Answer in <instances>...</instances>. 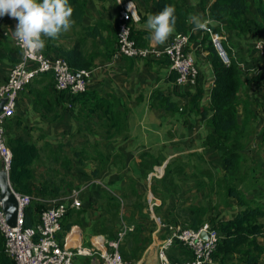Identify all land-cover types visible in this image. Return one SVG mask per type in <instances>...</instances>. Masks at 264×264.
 <instances>
[{"label": "crops", "instance_id": "crops-1", "mask_svg": "<svg viewBox=\"0 0 264 264\" xmlns=\"http://www.w3.org/2000/svg\"><path fill=\"white\" fill-rule=\"evenodd\" d=\"M77 1L72 4L76 23L58 39L46 38L43 51L62 56L63 50L79 44L86 55H95L99 69L92 77L91 88L104 95L114 93L121 98V109L128 118V127L110 140L107 128L98 124L97 118L94 122H85L77 104L71 103L66 94L59 93L55 84L48 82L52 76L46 74L35 81V90L27 89L20 93L17 114L13 118L20 124L15 125L11 135H22L40 149V158L33 165L36 176L33 200L41 199L47 208L53 198H67L77 191L82 205L73 208L71 215L65 217L61 236L66 233L65 226L74 223L72 227L78 226L80 235L77 238L80 237L82 244L91 245L92 238L100 235L108 245L116 239L124 224L130 228L119 246L124 258L136 264H161V246L174 228L190 227L192 207L203 210V224L214 219H231L246 207H240L237 199L229 197L219 186L226 164L218 149L207 145V137L214 131L209 125L213 111L204 116L202 110L211 101L215 80L208 51L200 45L202 33L192 31L197 41L192 40L189 50L200 69V80L196 87L179 88L167 57L134 60L116 57L114 52L107 59L103 54L110 43L114 45L112 50L117 51L115 35L119 6L115 0H80L84 10L80 20L75 17L79 12ZM125 1L132 16V35L137 44L166 47L173 35L160 45L150 39L151 33L146 28L147 17L160 12L157 0ZM199 1L186 0L191 7L189 25L193 14L208 16L212 1L209 0L207 9H203ZM222 24L216 22L213 25L223 28ZM16 25L17 22L9 19L0 20V37L16 44L13 36ZM96 29L97 35L94 34ZM259 36L252 33L239 36L234 32L225 35L228 45L231 41L241 42L239 48L229 47L240 63L247 61L248 64L242 63L245 79L262 73L261 60L251 48ZM11 67L7 61L0 62V78ZM197 88L201 89V97L194 102ZM262 95L255 82L243 85L238 121L246 158L243 172L249 177L251 169L258 168L255 177L262 180L264 186ZM164 99L178 106V111L162 105L161 100ZM245 102L249 105L248 111L244 110ZM254 103L258 106L254 107ZM249 111L251 113L248 114ZM82 129L95 140H84L82 146H74L73 138ZM97 135L103 137V141L98 140ZM82 149L86 150L88 158L79 164V159L73 154ZM145 151L156 159L143 155ZM122 153L123 159L117 157ZM66 156L71 159H65ZM106 156L117 158L105 159ZM70 161L72 166H69ZM50 179H56L61 191L42 195L41 183ZM249 190L245 192L246 200H255L264 207V188ZM258 241L264 244V235L259 236ZM185 250L170 246L167 255L171 261H181L190 255ZM75 264H99V258L80 256ZM214 264H264V250L258 262L246 263L239 255L228 254L224 260L217 258Z\"/></svg>", "mask_w": 264, "mask_h": 264}, {"label": "trees", "instance_id": "trees-1", "mask_svg": "<svg viewBox=\"0 0 264 264\" xmlns=\"http://www.w3.org/2000/svg\"><path fill=\"white\" fill-rule=\"evenodd\" d=\"M75 0H69V3L74 4ZM209 5L208 18L223 23L222 26L212 25L215 31L223 35L222 44L228 56L230 63H225L218 50L216 49L209 33H202L203 38L200 40L206 51H208V60L213 68L215 80L211 94V101L207 108L202 110L204 116L208 111H213V117L209 120V125L214 129L207 137V145L218 149L221 157L226 164V171L222 176L221 181L226 185L223 186L224 191L229 197L237 199V204L240 207H245L239 211L235 217L231 219H214L211 224L214 228L218 229L223 238L220 240L215 252L213 253L214 262L217 258L225 259L228 254H237L246 263L258 262L261 253L264 250V244L259 243L258 237L264 235V207L256 202L246 200V195L240 189L239 184L245 183L247 173L243 172V162L245 161L244 143L242 139V131L239 124L238 112L242 105L241 91L242 87L247 82H255L256 86L260 89L262 98L264 99V74L263 72L254 75L251 78H244L246 73L242 68L236 57L232 55V49L227 44L225 35L229 33H237L239 36L248 33L260 34L264 36V0H211ZM209 0H200L199 5L203 9H207ZM166 5L174 6L176 9V26L174 33H182L191 31L192 24L189 25L188 19L190 15V6L188 3L184 4L182 0H157L156 6L161 12ZM79 12L75 14L78 20L81 19L82 5L80 0L77 1ZM75 13V11H74ZM205 17V18H207ZM96 32V33H95ZM94 32L97 35L98 29ZM174 35V34H173ZM134 37V35H132ZM197 41L194 33L191 34L190 43ZM115 43L117 50V32L115 35ZM113 43L106 46L103 54L109 59L114 55L115 50ZM190 44L186 50H189ZM254 49V45L252 46ZM113 51V52H112ZM22 57V49L16 44H12L6 39L0 37V62L7 61L15 65ZM74 70L89 69L97 66L95 64V55H86L84 50L76 44L73 48L63 50V55ZM167 57V56H164ZM136 59L133 57H125ZM169 64L170 59L167 57ZM198 66V64H197ZM199 68V67H198ZM200 70V69H199ZM174 71V70H173ZM175 72V71H174ZM51 76V74H48ZM53 78V77H52ZM174 82L176 83L177 72H175ZM200 80V72L196 86ZM51 84L54 86V82ZM30 86V85H29ZM195 86V87H196ZM194 87V86H193ZM22 92V91H21ZM60 93V92H59ZM66 94V92H62ZM67 95V94H66ZM68 96V95H67ZM201 97V89L197 88V92L193 101H198ZM69 100L73 104H77L80 113L84 114L85 122H94L97 118L98 124L105 126L110 140H113L116 135L122 134L128 127V118L122 112V100L114 93L102 94L97 89L90 88L87 92L77 95H69ZM162 105L167 108L178 111V106L169 103L168 99L161 100ZM174 105V106H173ZM244 110L248 111L249 105L243 103ZM251 111L248 112V114ZM15 117V116H14ZM13 117V118H14ZM13 118L9 119L12 120ZM8 120V121H9ZM15 123V125H19ZM15 127V126H14ZM13 127V128H14ZM12 129H7L8 145L12 151V160L9 168V176L12 187L15 191L20 193L34 194V180L36 178L33 171V165L37 159L40 158V149L33 142L25 139L22 135H11ZM10 133V134H9ZM264 136V128L262 132ZM85 149L75 151L73 156L79 159V164H83V159L88 157L85 155ZM143 153V155H146ZM118 155V154H117ZM149 158L156 159L151 154L146 155ZM123 159L124 154L117 156ZM117 157H107L105 159H116ZM65 159H71L65 157ZM69 166H72L70 161ZM221 181L219 186H221ZM40 193L42 195L55 194L61 191L60 186L57 184L56 179L44 180L41 183ZM142 207V206H141ZM45 205L41 199L32 200L29 207L25 210V227L35 226L40 213L45 209ZM72 210V209H71ZM69 211L67 216L72 211ZM192 221L190 227L199 228L202 223L201 213L202 209L192 207ZM65 220V219H64ZM72 224H67L66 231L68 232ZM64 225V222H63ZM64 227V226H63ZM122 225V229L124 228ZM128 233V232H127ZM126 233V235H127ZM125 235V236H126ZM124 241V238L120 244ZM180 249H185L182 245L174 244ZM185 253H188L185 250ZM189 251V250H188ZM191 255V253H190ZM190 255H187L188 258ZM126 259V258H125ZM129 260V259H128ZM133 262V261H132ZM213 262V264H214ZM0 264H14L12 259L5 253V242L3 235L0 231Z\"/></svg>", "mask_w": 264, "mask_h": 264}, {"label": "built area", "instance_id": "built-area-1", "mask_svg": "<svg viewBox=\"0 0 264 264\" xmlns=\"http://www.w3.org/2000/svg\"><path fill=\"white\" fill-rule=\"evenodd\" d=\"M119 6L117 51L116 57H133L136 59H150L167 56L170 59L172 70L177 72L176 86L188 88L196 86L199 77V68L195 56L186 50L190 44L192 34L188 32L176 33L163 49L156 46H140L132 36L133 23L128 2L115 0ZM5 18H9L7 15ZM211 40L219 52L222 60L229 64L230 58L223 47V35L215 31L212 25L208 31ZM16 44L19 46L18 42ZM254 51L261 60L264 74V36H259L254 41ZM20 47V46H19ZM97 66L89 69L74 70L69 62L62 56L40 52L25 53L10 70L8 78L0 84V102L3 103L0 112V154L6 169H9L12 160V151L7 142L6 122L16 115L18 97L30 83L46 74H51L54 79L55 89L69 95L87 92L91 88V80ZM18 201L19 212L16 226H10L0 204V231L5 242V253L14 264H75L80 256H99V264H136L124 259L119 246L129 227L121 229L116 239L107 245L100 235L92 238V244L86 246L80 241V234L74 230L75 225L64 233L63 222L68 212L82 205L77 196V191L65 198H53L50 207L45 208L37 219L35 226L25 227V210L31 204L33 197L30 194L14 191ZM205 232L206 238L201 234ZM223 236L211 223H204L199 228L176 227L165 243L160 248L161 264H213L215 252ZM185 247L191 255L181 261H171L167 249L176 244Z\"/></svg>", "mask_w": 264, "mask_h": 264}, {"label": "clouds", "instance_id": "clouds-1", "mask_svg": "<svg viewBox=\"0 0 264 264\" xmlns=\"http://www.w3.org/2000/svg\"><path fill=\"white\" fill-rule=\"evenodd\" d=\"M73 14L74 8L69 0H0V20L9 19L4 17L6 15L17 20L13 36L25 53L40 52L46 47V38L55 40L67 33L76 23ZM176 19V9L171 5H166L158 14L149 15L146 28L151 33L150 39L157 44H165L175 32ZM190 21L193 32L208 31L209 26L216 23L201 14L191 15ZM3 168L6 169L4 163ZM95 257L99 258L98 255Z\"/></svg>", "mask_w": 264, "mask_h": 264}, {"label": "rangeland", "instance_id": "rangeland-1", "mask_svg": "<svg viewBox=\"0 0 264 264\" xmlns=\"http://www.w3.org/2000/svg\"><path fill=\"white\" fill-rule=\"evenodd\" d=\"M182 2L184 3V4H186V3H188V2H186V0H182ZM229 34H231V33H229ZM261 36V35H260ZM230 45L234 48V47H237V48H239L240 46H241V42L238 40V44L235 42V41H231L230 42ZM229 45V46H230ZM252 48V47H251ZM235 49V48H234ZM241 59H242V57H241ZM242 63H247V61H242ZM248 64V63H247ZM9 70L10 69H8L7 71H5V72H3L4 74L2 75V77L0 78V84H2L3 82H5L6 81V79H7V77H8V74H9ZM41 78V77H40ZM51 80H52V83L54 82V79L53 78H51V77H49V80H48V82L49 83H51ZM35 81H38V78H37V80H35ZM35 81L30 85V86H28L24 91H26L27 89H31V90H35V88H34V86H33V84L35 83ZM24 91H22V92H24ZM255 92V91H254ZM253 94V93H252ZM18 100H19V98H18ZM258 100V99H257ZM258 105H257V103H254V107H257ZM243 113V112H242ZM263 118L264 117H261V122L263 121ZM18 123V122H17ZM6 126H7V129H8V127H9V129H13V127L15 126V121L12 119V120H9V121H7V123H6ZM81 131V133H78V135L75 137V138H73V142H74V146L76 145V146H82L83 145V143H84V140H86V142H88V141H92V138L95 140V137H92V135H88L87 133H86V131H84L83 129L82 130H80ZM95 134V133H94ZM8 138V137H7ZM96 138L98 139V140H101V141H103V137L101 138V137H99V135H97L96 136ZM0 156H1V158L3 159V157H2V155L0 154ZM258 168H256V169H251V171H250V176L249 177H247L246 176V179H245V183H240L239 184V186H240V189L243 191V193L245 194V192L247 193V192H249V191H251V190H249V188H256L257 190H261V189H263L264 188V186H263V181L262 180H260V179H257L256 177H255V175H257V172H258ZM224 185H226L225 184V182L224 181H221V186L223 187ZM215 199H216V197H215ZM125 213V212H124ZM127 213V212H126ZM122 256H123V254H122ZM124 257V256H123ZM238 263V262H237Z\"/></svg>", "mask_w": 264, "mask_h": 264}, {"label": "water", "instance_id": "water-1", "mask_svg": "<svg viewBox=\"0 0 264 264\" xmlns=\"http://www.w3.org/2000/svg\"><path fill=\"white\" fill-rule=\"evenodd\" d=\"M2 107L3 103L0 102V112ZM0 204L6 215L8 224L16 226L19 212L18 201L10 181L9 171L3 168L2 158H0ZM201 235L206 238L205 232Z\"/></svg>", "mask_w": 264, "mask_h": 264}, {"label": "bare ground", "instance_id": "bare-ground-1", "mask_svg": "<svg viewBox=\"0 0 264 264\" xmlns=\"http://www.w3.org/2000/svg\"><path fill=\"white\" fill-rule=\"evenodd\" d=\"M74 232L75 233H78L79 232V228L76 227L75 230H74Z\"/></svg>", "mask_w": 264, "mask_h": 264}]
</instances>
